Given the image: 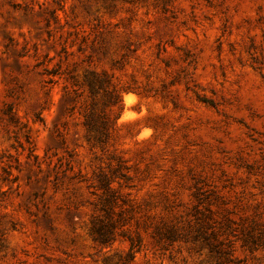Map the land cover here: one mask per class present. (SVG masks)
Instances as JSON below:
<instances>
[{
	"label": "rangeland",
	"instance_id": "rangeland-1",
	"mask_svg": "<svg viewBox=\"0 0 264 264\" xmlns=\"http://www.w3.org/2000/svg\"><path fill=\"white\" fill-rule=\"evenodd\" d=\"M0 264H264V0H0Z\"/></svg>",
	"mask_w": 264,
	"mask_h": 264
},
{
	"label": "trees",
	"instance_id": "trees-1",
	"mask_svg": "<svg viewBox=\"0 0 264 264\" xmlns=\"http://www.w3.org/2000/svg\"><path fill=\"white\" fill-rule=\"evenodd\" d=\"M86 125L89 129H93L94 126H93V122L90 120V119H87L86 121ZM101 134H103V131H100Z\"/></svg>",
	"mask_w": 264,
	"mask_h": 264
}]
</instances>
